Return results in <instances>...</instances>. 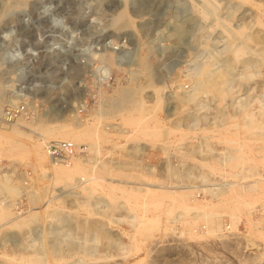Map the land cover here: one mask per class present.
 Masks as SVG:
<instances>
[{"label": "rangeland", "instance_id": "rangeland-1", "mask_svg": "<svg viewBox=\"0 0 264 264\" xmlns=\"http://www.w3.org/2000/svg\"><path fill=\"white\" fill-rule=\"evenodd\" d=\"M212 2L216 4L219 20L231 23L228 27L233 33L235 29L246 27V33L264 36V25L260 23L264 22V0ZM206 4L208 2L200 0H20L19 4L0 0V131L6 136H0V212L13 214L0 221V225L3 224L0 264H264V210L261 211L264 190L256 192L254 201L257 199L250 210L256 224L252 233L246 216L236 230L227 214L223 217V231L208 234V224L203 218L196 222L195 211L185 214L183 223L174 222L176 214L182 210L159 188V185L185 187L200 183L193 177L178 175L177 171L183 167L195 171L203 169L199 167V157L195 156L196 136H218L217 132L199 130L210 127L205 126L208 121L215 123L219 108L234 110L239 106L232 102L239 104L240 99L241 102L253 96L251 109L257 112L259 119L264 114L263 63L249 81L233 83V95L226 93V98L221 100L217 99L219 93L213 91L210 109L201 111L209 119L201 122L197 133H186L187 129L178 130L174 126V122L188 112L196 113L195 108H191L193 102L188 105L180 96L195 90L205 95L202 78L194 73L208 63L218 69L223 61L232 60L228 52L229 34L216 24L217 17L206 19L199 11ZM125 7L129 23L114 25L116 14ZM247 42L253 48L256 46L253 41ZM122 51L137 55L126 69L112 65L106 57ZM238 63L233 64L235 80L240 79L244 69ZM82 81L87 89L85 99L81 98ZM122 89L133 90L138 95L144 109L141 114L137 110L130 111L132 113L124 110L122 116L112 112L108 103H101L108 102L110 94L111 99L117 98ZM127 109L129 111L130 107ZM169 109L172 114L168 116ZM106 110L112 114L102 115ZM136 118L141 119L138 126L136 121L127 123ZM153 119L158 121L153 122ZM88 122L98 126L101 149L97 152L90 147L97 136L80 141L77 156L85 162V168H81L74 179L87 175L86 170L91 172L94 166L105 179L74 189L72 183L68 187L74 179L51 181L38 166L32 144L40 141L44 127L72 125L75 129L79 123L86 126ZM60 140L51 138L46 144ZM209 140L214 144V153L218 154L214 159L220 158L227 144L216 137ZM252 147L263 171L264 142H254ZM250 151L246 148L245 152L252 156ZM168 166L174 168L176 174H170ZM2 168L25 173L28 183L33 188L37 186L33 193L41 192L42 199L32 205L29 196L22 201L19 195L9 192L7 197ZM49 169L51 171L50 166ZM205 169L212 181H233ZM110 186L114 193L109 190ZM127 193L133 197L130 208L125 203ZM202 197L206 196L202 193ZM77 199L80 202L75 206L73 201ZM96 199L110 204L112 209L108 216L93 212ZM10 201L13 204L9 207ZM54 209L72 215L74 222L88 218L105 223L111 236L101 240L103 243L114 241L116 247L102 245L90 255L70 252L65 259L56 256L54 260L47 257L37 260L28 244L38 242L33 243L34 236L45 228V218ZM18 212L23 214L20 225L11 228V223L5 221ZM11 232L16 236L12 238ZM199 234L202 236L198 237ZM123 245L131 250L128 253L122 250Z\"/></svg>", "mask_w": 264, "mask_h": 264}, {"label": "bare ground", "instance_id": "bare-ground-1", "mask_svg": "<svg viewBox=\"0 0 264 264\" xmlns=\"http://www.w3.org/2000/svg\"><path fill=\"white\" fill-rule=\"evenodd\" d=\"M200 1H202L203 3L208 2V4H206L207 6H202L199 8V11L202 14V17L206 19H209V17H217L216 24H218L220 27L223 28L222 32L225 31L229 34L230 42L228 45V50L230 51L228 52H231V56L229 57H232V60L230 61L228 58L230 62L228 60L223 61L221 68H219L220 67L219 66L218 69L217 67L216 69H213L211 67L212 65L208 63L209 65L206 64L202 66L201 68H199L196 74L193 72V69H192V72L194 73L195 76L197 75V77L202 78V80L200 81L203 83V86L205 87L206 92L204 93L205 95H200L198 91L196 90L193 93L191 91L189 92L187 91L186 93H183L180 96V100H182L183 102H187L188 105L193 102V105H191V108L193 109L195 108L196 110V113L188 112L182 119L180 120L178 119L177 122H174V126L177 127L178 130H181L179 128H182V127L185 130L187 129L186 131H184L186 133H189V132L197 133L199 130L198 128H200L201 126L200 125L201 122L203 121L205 122L206 120L209 119L207 114L205 113L201 114V111L204 110L206 112L210 109L211 107L210 102L214 100V97L211 96L213 91H216L219 93V95H217V99L219 98L221 100L226 98V93L227 94L229 93V95H233L231 94L232 88L234 86L233 83L237 81V84L238 82L240 84L242 83V81H247V80L249 81V79L253 78V75L257 71L256 68L263 66L262 64L264 63V48H263L264 46H262L264 45L263 35H261L260 33H257V34L246 33V27H243L239 30L235 29V32L233 33L228 27V25L231 23H227V21L219 20L220 18H218V12H217V9L215 8L216 4H214L212 0H200ZM11 2L19 4L20 0H11ZM126 11H127L126 7L118 11V13L115 16L114 22H113L114 25H118V26L124 25L125 26L129 23L128 21L129 18L126 16L127 15ZM260 23L264 25V22H262V20ZM247 41H253L254 43H256V46L254 45V48H253V46L249 45L250 43ZM135 56H137L136 53H132L130 51H122L119 53H111L110 55H107L106 57L107 59H109L112 65L118 68H121V69H126L128 66H131V64L134 63L133 59ZM141 58L139 57V60ZM137 59L138 58H136L135 60ZM232 63L234 65L235 63L236 65L238 63L244 68L243 70L241 69L242 73H241L240 79L242 80L234 79L235 69ZM236 67L237 66H235V68ZM94 71L96 72V69H94ZM80 87L83 90L81 92V98L85 99L87 89L84 88L83 81L81 82ZM119 91L120 92H119L118 97L116 95L117 92L114 93L117 98L111 99L113 96L110 94V96H108V97H111L109 98L110 100H108V102L103 101L101 103H104V105L105 103H108L107 105L108 108H110L112 112H115V113L117 112L116 114H119L124 110H125L124 111L125 113L126 112L132 113L130 111L134 112L135 110H137V113L139 111V113L141 114V112L144 109H143V105L140 104V102L138 101L137 99L138 97H136L138 95L135 92H133V90L125 89L123 91L121 90ZM248 95H251V94H248ZM251 98H249L248 96V98H245L241 102H240L241 100L240 99L239 104L235 103V101L232 102V105L237 104V106H239V108L235 107L236 109L234 110L224 111L222 108H219L217 110L216 116L214 117L215 123L211 124L209 121L208 123H205V126L208 125L210 127H204V124H202L203 125L202 127L204 128L203 130L202 129L199 130L201 131V133L203 132H211V133L217 132L218 133V136L216 135L215 136L214 135L196 136V139L198 141L195 143V148H194L195 156L199 157V164H200L199 167L203 169L195 171L193 168L183 167L180 171L179 170L177 171L178 175H181L188 179L193 177L199 180L200 183L194 182V184L186 185L185 187L183 186L177 187V186H174L173 184H171V186L159 185V188L164 190L165 192L164 195L173 198L175 202V206L182 210L176 214L173 220L174 222L183 223L184 215L187 214L188 212L195 211V214H194L195 221L198 222L201 218H203L208 224L207 233L212 234V233H216V231H219V230L223 231L222 229H223L224 215L226 216L227 214L229 215L230 223L233 225V228L236 230L241 224L242 217L246 216V219L248 220L247 223L249 226V231L250 233H252V229L254 225L256 224L253 221V217L251 215L250 210L252 208L254 198L256 197V192H263L264 190L262 189L264 188V170L262 171L260 168V160L257 159V153L253 152L255 148L252 147V144L254 142L258 143L259 141L264 142V114H261L260 116L261 119L258 118L257 112H254L255 110L253 111V109H251V107L253 106L252 105L253 98L252 99ZM257 100L259 101L260 99H257ZM254 101L256 102V99H254ZM83 103L84 102L82 101L81 105L79 103L78 104L82 106ZM128 107H130V109L129 111H126ZM168 112H169L167 113L168 116L172 114L171 109H169ZM103 114L111 115L112 113L110 112V110H106L102 112V115ZM123 115L124 114H122V116ZM239 118L240 119L243 118L242 119L243 121H241ZM139 119L137 118L129 119L130 121H127V123L136 121V123H138L136 125L138 126L141 121V119L140 121ZM152 121L157 122L158 120L153 119ZM67 123H68V120H67ZM93 124L91 122H88L86 126L84 125L82 126L81 123H79L78 125H76V128L74 127L75 129L72 128L73 127L72 125L71 127L67 125H61L55 128L48 129L44 127L42 129L44 131V134H42L40 141H36V142L34 141L32 146L33 148H35V152H36L35 160L38 166L41 168V170L46 175H48L47 177L51 179V181L59 180V181L65 182V181L74 179L75 175L79 174V172L81 171V168H85V165L83 166V163L85 162H83V160L77 155H74L72 157V161H73L72 164L67 163L66 165H64V164H61L60 162L52 161L48 155L46 147H45V151L43 150L44 145H47L46 141L51 138L62 139V140L75 143L76 145L78 144L81 145L80 144L81 140L83 141L86 139L91 140V137L92 138L98 137L95 142L92 140L93 144H91L92 146L90 145V147L94 148L95 150H97V152H99L101 149V146H100L101 137L97 133L98 126L96 125L92 126ZM140 126H144V125H140ZM78 127L80 129L76 130ZM146 127L147 129H149L148 126ZM15 131L17 132L18 130H15ZM239 132L244 133V135L240 136ZM1 134L2 133L0 131V136H3ZM212 137H216L219 142H224L228 146L226 150H224L223 154H221V157L218 159H214V156L218 154L214 153L215 152V148L213 146L214 144L211 143L209 140ZM246 148L252 151V156H249L248 154H246L245 152ZM261 159L264 164V150H263V155ZM214 162H219L221 165L220 166L218 164L216 165V163ZM47 164H49V166L51 167V171L49 169V166L47 168ZM92 168L93 169L91 172L90 171L88 172V169L87 170L83 169V170H86L87 175L88 174L89 175L82 176L80 174L81 176H78L79 178L74 179V181L71 180L72 182L68 183V187H69V184L71 183H72L73 189L79 186H82V185H84L85 187L91 186L92 184L105 179L103 178L102 172L100 170L97 171L95 166ZM205 168L210 169L213 175H219L225 179L231 178L233 181L222 182V183L212 181V178L210 177L209 172L206 171ZM2 170H4L2 173L3 174L2 180L5 182L4 190L6 189V192L8 191V193H6L7 197H9L10 193H12L14 195H19L22 198V201H24L26 199L25 196L26 197L29 196V200L32 205L33 204L36 205L42 199L43 196L41 192L37 194L33 193V191L37 188V186L34 185L35 188H33L32 185L28 183V180H27L28 176L25 177L26 175L25 173H19L17 172L16 169L5 170L2 168ZM86 171H83L84 174ZM168 171L170 172V174H176L175 173L176 171L171 166L170 167L168 166ZM129 176L130 175H128V177ZM249 179L250 181L252 179L253 182L250 183ZM109 190L113 192L114 189L112 190V187H111ZM38 191H41V189ZM202 193L206 196L205 198L202 197ZM70 194H74V193L71 192ZM127 196L128 197L125 198V203L127 205L126 207L130 208L131 198L133 197L131 194ZM162 196L160 195L161 198H163ZM78 200L79 199L74 200L73 205L77 206V204L80 202ZM12 204L13 202L10 201L9 207ZM111 209L112 207L105 200L101 202V201H98V199H96L95 203H93V212L97 215L108 216L109 213L111 212ZM263 210L264 209H262L261 211ZM4 212H0V221L7 219L12 214V213L11 214L4 213ZM22 215L23 214L21 212H18L16 216L11 217L9 221H5V222H7L6 224H9L10 222L11 223L10 227L13 228L17 225H20L19 220L22 217ZM134 219H136V217ZM45 222H46L45 228L40 229V231L36 233L37 237L34 236L33 243L35 241H38V242L37 243L35 242L36 244H28L30 250L37 256L36 258L37 260H42L44 257H47L50 259L53 258L51 260H54L56 256H61L62 258L65 259L68 256V255L66 256V254L70 252L83 253L85 255H90V254H93L96 250H98L99 247H102V245H110L111 247H116V244H115L116 242L113 243L114 241L112 242L109 241V243L102 242L101 238L102 237L110 238L111 232L109 229H107L108 227L106 226V224L105 223L102 224L101 221L90 220L88 218H84L82 220L76 219V221L74 222L72 220V215L67 214L64 210L54 209L51 213H49L46 216ZM2 226L3 224L0 225V228ZM179 232L183 234L184 230H181ZM11 233H12V238H13V235L16 236L15 232H11ZM11 233H10V236H11ZM0 234H1V229H0ZM8 235L9 234L5 236L7 237ZM200 236L202 235L199 234L198 237ZM6 237H4L5 241L6 239L8 240V238ZM41 240H44V241H41ZM16 244H18V242ZM118 244H121V243H117V245ZM250 244H254V243L251 242ZM121 248L122 250H127L126 251L127 253L128 251L131 250V248L129 250V247L127 245H123Z\"/></svg>", "mask_w": 264, "mask_h": 264}, {"label": "built area", "instance_id": "built-area-1", "mask_svg": "<svg viewBox=\"0 0 264 264\" xmlns=\"http://www.w3.org/2000/svg\"><path fill=\"white\" fill-rule=\"evenodd\" d=\"M46 150L52 161L60 162L61 164L70 163L72 157L78 153L77 145L66 140L48 142Z\"/></svg>", "mask_w": 264, "mask_h": 264}]
</instances>
